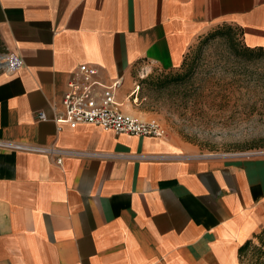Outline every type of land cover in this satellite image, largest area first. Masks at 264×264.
I'll return each instance as SVG.
<instances>
[{"label":"crops","instance_id":"obj_1","mask_svg":"<svg viewBox=\"0 0 264 264\" xmlns=\"http://www.w3.org/2000/svg\"><path fill=\"white\" fill-rule=\"evenodd\" d=\"M223 25L264 49V0H0V55L23 62L0 69V141L100 155L57 165L0 147V264H241L264 231V151L199 154L53 121L80 65L121 81L128 113L142 71L179 68Z\"/></svg>","mask_w":264,"mask_h":264},{"label":"rangeland","instance_id":"obj_2","mask_svg":"<svg viewBox=\"0 0 264 264\" xmlns=\"http://www.w3.org/2000/svg\"><path fill=\"white\" fill-rule=\"evenodd\" d=\"M242 47L237 28L214 29L189 50L179 68L142 71L125 105L128 113L154 121L164 136L195 153L264 151V50L242 53ZM259 263L264 264V241L258 239L241 264Z\"/></svg>","mask_w":264,"mask_h":264},{"label":"built area","instance_id":"obj_3","mask_svg":"<svg viewBox=\"0 0 264 264\" xmlns=\"http://www.w3.org/2000/svg\"><path fill=\"white\" fill-rule=\"evenodd\" d=\"M22 65V59L16 54L0 55V69L3 68L12 73L20 69ZM98 75V70L94 67L87 65L78 67L76 78L67 83V90L61 100L63 112L53 118L55 123L68 125L71 129L82 125H95L104 131H111L115 135L164 136V131L154 121L145 122L120 110L121 104L116 101V91L121 81L105 85L100 82ZM37 119L45 121L46 117L43 113H39ZM0 147L16 151L46 153L54 157V162L57 165H60L63 157L100 156L71 149L38 147L1 141Z\"/></svg>","mask_w":264,"mask_h":264},{"label":"trees","instance_id":"obj_4","mask_svg":"<svg viewBox=\"0 0 264 264\" xmlns=\"http://www.w3.org/2000/svg\"><path fill=\"white\" fill-rule=\"evenodd\" d=\"M226 32H229L230 33L231 32V28L230 27H227L226 28ZM217 34H223V32L217 33ZM241 49H242V53H252L253 50H255V49L264 50V49H261V48H249V47H246L245 45H243V47ZM262 235H264V231H262L261 234H259V235L256 236V240L259 239L261 241H264V238H262ZM252 245L253 244H251L250 242H247L246 244H244L242 247L239 248L238 254H239V257H240V263H241L242 257L246 253V250L248 248H250ZM259 264H262V263H259Z\"/></svg>","mask_w":264,"mask_h":264}]
</instances>
